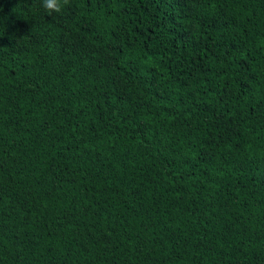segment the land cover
Masks as SVG:
<instances>
[{
    "label": "trees",
    "instance_id": "trees-1",
    "mask_svg": "<svg viewBox=\"0 0 264 264\" xmlns=\"http://www.w3.org/2000/svg\"><path fill=\"white\" fill-rule=\"evenodd\" d=\"M0 264H264V0H0Z\"/></svg>",
    "mask_w": 264,
    "mask_h": 264
},
{
    "label": "clouds",
    "instance_id": "clouds-1",
    "mask_svg": "<svg viewBox=\"0 0 264 264\" xmlns=\"http://www.w3.org/2000/svg\"><path fill=\"white\" fill-rule=\"evenodd\" d=\"M69 0H42V6L49 13H60Z\"/></svg>",
    "mask_w": 264,
    "mask_h": 264
}]
</instances>
